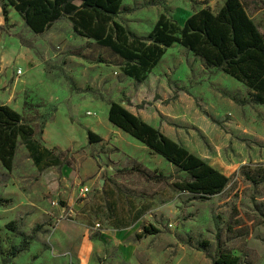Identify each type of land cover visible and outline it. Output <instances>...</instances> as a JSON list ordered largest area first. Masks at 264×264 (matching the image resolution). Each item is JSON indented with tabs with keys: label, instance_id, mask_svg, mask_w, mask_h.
Returning a JSON list of instances; mask_svg holds the SVG:
<instances>
[{
	"label": "rangeland",
	"instance_id": "374dc122",
	"mask_svg": "<svg viewBox=\"0 0 264 264\" xmlns=\"http://www.w3.org/2000/svg\"><path fill=\"white\" fill-rule=\"evenodd\" d=\"M244 3L264 27V0ZM220 5L217 0H123L114 21L145 37L163 12L181 25L197 9L217 11ZM0 26V103L33 127V140L42 145L45 123L60 109L104 136L108 102L114 100L229 178L207 200L178 191L172 183L186 174L147 148L138 156L150 173L166 180L130 178L114 167V176L108 169L104 174V162L96 158L105 147L100 142L51 149L62 152L64 163L40 170L19 139L11 170L0 164V264L28 235L27 249L7 264H214L217 243L238 255L239 264H264V105L249 102L245 85L179 44L136 81L122 72L124 60L111 49L74 34L67 17L36 34L5 0H0ZM62 168L77 178L71 188H89L86 197H75L78 209L67 205L60 190L50 189L46 173ZM82 221L95 228L87 255L79 237ZM60 222L75 239L66 238ZM144 225L159 231L138 237Z\"/></svg>",
	"mask_w": 264,
	"mask_h": 264
},
{
	"label": "trees",
	"instance_id": "16d2710c",
	"mask_svg": "<svg viewBox=\"0 0 264 264\" xmlns=\"http://www.w3.org/2000/svg\"><path fill=\"white\" fill-rule=\"evenodd\" d=\"M5 1L6 5L12 6L20 15L26 27L36 34L44 33L51 24L67 17L74 34L93 39L102 47L111 49L124 60L122 72L136 81L142 82L146 78L166 49L179 44L201 58L207 66H214L245 85L249 102L264 105V34L248 15L241 0H225L217 11L209 6L197 9L181 25L163 12L145 37L136 36L114 21L122 12L123 0ZM3 12L5 19L6 11L3 9ZM108 106L107 119L110 123L143 143L152 153L162 156L179 172L186 174L184 179L172 183L178 191L207 200L219 194L229 183L227 175L121 104L110 100ZM33 130L32 126L22 121L17 110L0 103V164L6 170L12 168L19 139L24 142L38 169L64 163L60 160L62 152L55 155L53 150L33 140ZM86 136L89 144L102 141L90 129H87ZM69 164L71 163H65ZM121 171L137 172L146 181H163L169 178L160 173H150L141 164ZM158 231L152 225H144L137 236ZM31 238L28 235L19 244L13 245L2 264H7L11 257L24 252ZM204 245H208V242L204 241ZM214 254V264L240 262L238 255L226 252L220 243H217Z\"/></svg>",
	"mask_w": 264,
	"mask_h": 264
},
{
	"label": "crops",
	"instance_id": "0c3cea01",
	"mask_svg": "<svg viewBox=\"0 0 264 264\" xmlns=\"http://www.w3.org/2000/svg\"><path fill=\"white\" fill-rule=\"evenodd\" d=\"M221 5H223V2L225 0H217ZM244 3V0H241ZM253 1V0H252ZM248 2V1H247ZM249 4V2H248ZM220 5V6H221ZM244 3V7L246 11L248 12L246 6ZM219 6V7H220ZM210 7V6H209ZM262 10V8L258 9L257 11ZM248 15L253 19L249 13ZM254 20V19H253ZM254 23L258 27V29L264 34V27L257 24L254 20ZM128 109V108H127ZM130 110V109H128ZM132 112V110H130ZM133 114L137 115L135 112H132ZM68 114L65 110H58L55 114H53L52 118L47 120L43 130L41 131V142L43 146L48 148L49 150L56 147L60 149H69V148H76L80 145H86L88 144L86 131L87 129L92 130L94 133L98 134V131L95 129L94 125L89 123H78L76 121H71ZM138 116V115H137ZM106 122V121H105ZM106 129H108L107 134L104 136H100L102 138V141L100 142L101 145H105L103 148V152L96 156L98 161L101 160L104 162V164L101 166V169L103 170V173L106 174V169L109 170V175L111 174L114 176L112 168L122 170L131 168L135 164H141L145 167V164L143 162V159L141 156H138V152L141 154L144 152V150L147 148L143 145H138L136 142H132L131 140H127L126 136L124 135V131L121 129L115 127L112 123H104L103 125ZM99 135V134H98ZM132 138V137H131ZM134 139V138H133ZM136 140V139H134ZM96 146H99V144H96ZM148 149V148H147ZM146 169H149L146 167ZM122 174L125 176H128L130 178H143L140 174L137 172H130V171H122ZM66 175V176H65ZM58 177H61V182L58 181ZM75 176L71 175L68 170L65 168H62L60 172L58 171H49L46 173V178L52 179V183L50 184V189L54 191H59L60 197H63L64 200L67 201V205L73 206L75 209L79 208L78 204L74 203V199L79 193V190H76L75 185L73 188H71V184L76 182L77 178L74 179ZM56 180V181H54ZM65 182V186H62V183ZM59 183H61V186H59ZM81 187V186H80ZM122 187H127L126 184ZM79 196V194H78ZM77 196V197H78ZM88 212L89 209H86ZM80 217H83V215H79ZM81 228L79 237L83 238V242H85L84 245H82L83 252L87 255L92 253V246L95 245L92 239L89 238V234L94 231V226H90L87 224V222L82 221L79 222ZM60 229L62 230L63 234L66 236L67 239H75L76 235L69 234L68 225H66L64 222H60L59 225ZM121 230V229H116ZM109 230H102L101 233L108 234ZM78 234V233H77ZM82 252V251H81ZM88 252V253H87Z\"/></svg>",
	"mask_w": 264,
	"mask_h": 264
},
{
	"label": "built area",
	"instance_id": "2783aa9c",
	"mask_svg": "<svg viewBox=\"0 0 264 264\" xmlns=\"http://www.w3.org/2000/svg\"><path fill=\"white\" fill-rule=\"evenodd\" d=\"M16 74H17V76H21L22 74H23V71H22V69L21 68H17L16 69ZM90 114V113H89ZM79 193H80V195H81V197H86V195L89 193V188L87 187V186H81L80 188H79ZM52 203L55 205V204H57V200H53L52 201ZM72 211L70 210V213H71ZM100 225L99 224H96V227H99Z\"/></svg>",
	"mask_w": 264,
	"mask_h": 264
}]
</instances>
